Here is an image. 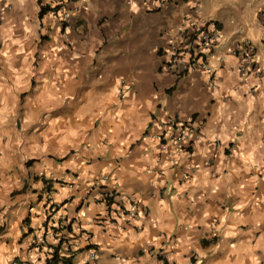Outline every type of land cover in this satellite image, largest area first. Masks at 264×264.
I'll list each match as a JSON object with an SVG mask.
<instances>
[{
    "label": "crops",
    "instance_id": "0c3cea01",
    "mask_svg": "<svg viewBox=\"0 0 264 264\" xmlns=\"http://www.w3.org/2000/svg\"><path fill=\"white\" fill-rule=\"evenodd\" d=\"M64 1L68 43L38 0H0V264H46L69 224L73 264L90 252V264H264V77L240 74L237 38L208 58L215 87L201 71L177 81L163 65L170 25L200 0ZM253 1L240 23L264 54V0ZM50 23L62 40L45 51ZM191 117L186 145L162 152L156 127ZM134 206L133 218L114 212Z\"/></svg>",
    "mask_w": 264,
    "mask_h": 264
},
{
    "label": "built area",
    "instance_id": "2783aa9c",
    "mask_svg": "<svg viewBox=\"0 0 264 264\" xmlns=\"http://www.w3.org/2000/svg\"><path fill=\"white\" fill-rule=\"evenodd\" d=\"M79 1V0H72ZM145 4H153L155 7H166L173 4L176 0H141ZM137 0H128L129 6H136ZM67 3L64 0L58 1L61 7L59 17L64 27L70 26L71 9L64 6ZM67 5V4H66ZM200 5L193 8L187 15L182 18L181 24L170 25L172 32V40L167 49L163 50L165 61L163 63L165 70L173 75L178 81L185 74L193 72H204L208 77V85L215 87V76L217 71L212 68L208 58L213 56L219 43L222 41V35L218 24L211 20H205L200 15ZM238 39L230 50L228 56L232 55L240 59L238 71L245 78L251 76L264 77V54L260 53L258 45L254 44L246 36V29L240 25L236 29ZM264 45V38H263ZM227 57H221L220 63H225ZM196 126L193 118L182 122L177 118L171 119L166 125L160 124L156 130H160L161 134L156 137L160 140V149L162 152H167L171 143L183 147L188 142L191 130ZM191 167L188 168L190 171ZM184 177H188L187 174ZM109 177H105L104 181H108ZM111 194H104L100 198L105 203L107 198H112ZM53 211V208H51ZM119 212L127 217L137 216V209L132 207L128 210L118 208ZM39 245L45 244V239L42 237L38 240ZM97 260V253L90 252L84 260L85 264H90ZM12 264H20L14 261Z\"/></svg>",
    "mask_w": 264,
    "mask_h": 264
},
{
    "label": "rangeland",
    "instance_id": "374dc122",
    "mask_svg": "<svg viewBox=\"0 0 264 264\" xmlns=\"http://www.w3.org/2000/svg\"><path fill=\"white\" fill-rule=\"evenodd\" d=\"M201 1V10H203V14H206L204 16L211 18V21L214 22H228L229 24V28L230 30H235L237 27H239L241 25L240 22H244L241 14V10H244L245 13H247L249 8H253L255 5V2H249V0H200ZM261 1V0H260ZM53 4H55V2H53ZM52 15V13H49ZM55 19V15L50 16V18ZM217 18V19H215ZM57 19V18H56ZM220 20V21H219ZM60 23V22H59ZM245 29L246 25H243ZM60 28L63 29V26H61L60 23ZM64 30H66V43L69 42V33L71 31V28H66L64 27ZM54 29H53V25L50 23V25L46 26L45 31L43 32V37H44V44H45V51H51L52 50V43L56 42V41H61L60 40H56L55 35L53 33ZM234 32V31H232ZM231 32V33H232ZM222 35V41L221 43H219L218 47L216 48V51L213 53L214 55H217V53L220 52V49L223 47V45L227 42L228 40L230 43L233 42V40L235 38L238 39V35L235 32V36L233 35H229V37L227 35ZM262 38H264V35H260ZM65 43V42H64ZM235 44V43H234ZM233 44V45H234ZM254 44H258L255 40H254ZM231 49V48H230ZM46 55L44 54V57H40L39 60L43 59H47L45 58ZM36 78L38 77L37 75L35 76ZM46 112H40L39 111V118H40V124H39V138L41 141V137L44 133L43 130L45 129L44 126L47 125V118H46ZM10 118V117H9ZM18 118V115L17 117ZM1 121L3 122V118H1ZM0 121V122H1ZM35 143L32 144V148L30 149V151H32L33 153L39 152V155L43 154V146H39V148H36ZM27 144H21L20 146H18V151L21 152L24 150L25 146ZM40 145V144H39ZM29 149V148H28ZM46 150V148H45Z\"/></svg>",
    "mask_w": 264,
    "mask_h": 264
},
{
    "label": "trees",
    "instance_id": "16d2710c",
    "mask_svg": "<svg viewBox=\"0 0 264 264\" xmlns=\"http://www.w3.org/2000/svg\"><path fill=\"white\" fill-rule=\"evenodd\" d=\"M38 4L40 6V12H39L40 19H42L44 16H46L50 12H54V11L57 12L59 10V7H56L53 9L50 5L44 4L43 0H38ZM57 18L59 19V16H57ZM30 164L28 163V165ZM46 189L50 192L51 185L46 187ZM105 203H106V206H108L111 209L113 206H116L117 202L115 201V197L113 195L112 198H107L105 200ZM114 212H116L117 214L120 213L118 208H116ZM47 217H48V220L51 219V216H47ZM72 230L73 229H72L71 224H69L68 226H64V227H61V225H59L58 229L55 230V235L58 238V244L57 246L53 247V250L50 253V257L47 258L46 264H73L77 254L82 251L80 252L74 251L72 246L69 243V239L63 234L64 231L71 233ZM57 234H60V235H57Z\"/></svg>",
    "mask_w": 264,
    "mask_h": 264
},
{
    "label": "clouds",
    "instance_id": "9594fccd",
    "mask_svg": "<svg viewBox=\"0 0 264 264\" xmlns=\"http://www.w3.org/2000/svg\"><path fill=\"white\" fill-rule=\"evenodd\" d=\"M60 9H61V7L59 6V10L56 12V11H54L55 12V14H56V18H57V16H59V11H60ZM58 19V18H57ZM59 19H60V17H59ZM60 23H61V19H60ZM217 23V22H216ZM218 24V23H217ZM61 25L63 26V24L61 23ZM218 26H219V24H218ZM63 28H64V26H63ZM106 194H111V193H106ZM112 196L114 195V194H111ZM114 197H115V195H114ZM106 204V203H105ZM53 208V207H52ZM21 264V263H20Z\"/></svg>",
    "mask_w": 264,
    "mask_h": 264
}]
</instances>
